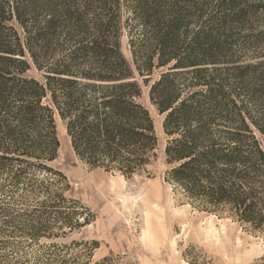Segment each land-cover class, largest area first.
<instances>
[{"label":"trees","instance_id":"trees-1","mask_svg":"<svg viewBox=\"0 0 264 264\" xmlns=\"http://www.w3.org/2000/svg\"><path fill=\"white\" fill-rule=\"evenodd\" d=\"M263 61L264 0H0V264L122 262L67 241L93 216L51 166L54 118L81 163L141 174L158 138L136 77L162 116L164 182L264 237Z\"/></svg>","mask_w":264,"mask_h":264},{"label":"rangeland","instance_id":"rangeland-1","mask_svg":"<svg viewBox=\"0 0 264 264\" xmlns=\"http://www.w3.org/2000/svg\"><path fill=\"white\" fill-rule=\"evenodd\" d=\"M121 50L129 60L125 32ZM253 50L246 47L247 56ZM25 77L41 79L33 67ZM136 79L141 90L139 101L148 109L158 138L154 158L139 175L125 179L81 163L71 149L64 125L54 118L60 147L51 166L69 184L65 196L78 200L93 216L88 226L75 231L67 241H96L99 246L93 261L119 256L120 264H255L264 256L262 235L226 211L212 214L192 208L164 182L169 167L164 156L162 116L149 103L148 86ZM261 90L259 94H264V88Z\"/></svg>","mask_w":264,"mask_h":264},{"label":"bare ground","instance_id":"bare-ground-1","mask_svg":"<svg viewBox=\"0 0 264 264\" xmlns=\"http://www.w3.org/2000/svg\"><path fill=\"white\" fill-rule=\"evenodd\" d=\"M108 193V192H107Z\"/></svg>","mask_w":264,"mask_h":264}]
</instances>
